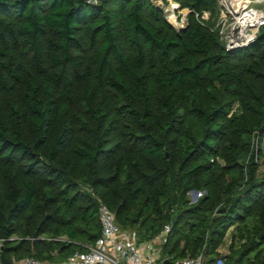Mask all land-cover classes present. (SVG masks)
I'll return each mask as SVG.
<instances>
[{"label":"trees","instance_id":"trees-1","mask_svg":"<svg viewBox=\"0 0 264 264\" xmlns=\"http://www.w3.org/2000/svg\"><path fill=\"white\" fill-rule=\"evenodd\" d=\"M173 1L183 28L151 0H0L1 255L63 263L102 201L141 240L170 223L175 259L230 234L228 264H264V27L227 50L218 0Z\"/></svg>","mask_w":264,"mask_h":264},{"label":"built area","instance_id":"built-area-1","mask_svg":"<svg viewBox=\"0 0 264 264\" xmlns=\"http://www.w3.org/2000/svg\"><path fill=\"white\" fill-rule=\"evenodd\" d=\"M97 3L98 0H88ZM186 25V24H185ZM181 26L180 28H183ZM264 27V9H245L236 16V23L224 40L227 50L246 47L256 41ZM225 39V38H224ZM195 193V192H194ZM203 192L198 193L196 201ZM193 201V202H194ZM101 223V235L91 243H82V250H77L62 264H164L166 260L173 264H228L227 252L209 260L204 250L194 257L173 258L169 254L162 256L163 247L168 242L172 225L165 224L151 239L141 240L136 230L124 229L116 221L115 213L102 201L98 208ZM12 264H57L42 262L33 257H26Z\"/></svg>","mask_w":264,"mask_h":264},{"label":"rangeland","instance_id":"rangeland-1","mask_svg":"<svg viewBox=\"0 0 264 264\" xmlns=\"http://www.w3.org/2000/svg\"><path fill=\"white\" fill-rule=\"evenodd\" d=\"M151 1L154 5L163 10L166 18L175 26V28L179 29L181 26H185L187 22V15L189 13L188 9H181L179 5L173 0ZM218 7L219 8L216 15L212 16L210 12H205L201 19L211 25L214 30L218 29L220 38L224 42V40H226V35L231 32L233 26L236 23L237 13H239L243 7H245V9H264V0H218ZM261 161L263 162L264 159ZM194 192L195 191L190 192L192 201H194L198 196V194H195ZM229 243L230 234L227 237L226 243L222 244L219 250L226 252L229 251ZM1 256L2 255L0 254V259ZM162 256H165L164 252L162 253ZM251 258H253V255H251ZM53 263L62 264L60 262Z\"/></svg>","mask_w":264,"mask_h":264},{"label":"water","instance_id":"water-1","mask_svg":"<svg viewBox=\"0 0 264 264\" xmlns=\"http://www.w3.org/2000/svg\"><path fill=\"white\" fill-rule=\"evenodd\" d=\"M198 193H199V191H195V194H198ZM220 212H221V210L218 211V213H220ZM53 255L57 256L58 255V251H56ZM12 263H13V261H11L10 259L6 258L3 255L1 256L0 264H12ZM164 264H173V263L171 261H169V260H166L164 262Z\"/></svg>","mask_w":264,"mask_h":264},{"label":"crops","instance_id":"crops-1","mask_svg":"<svg viewBox=\"0 0 264 264\" xmlns=\"http://www.w3.org/2000/svg\"><path fill=\"white\" fill-rule=\"evenodd\" d=\"M220 252H226V251H220Z\"/></svg>","mask_w":264,"mask_h":264}]
</instances>
